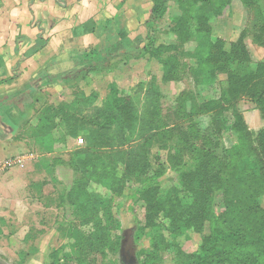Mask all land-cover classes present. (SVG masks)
<instances>
[{
  "label": "rangeland",
  "instance_id": "1",
  "mask_svg": "<svg viewBox=\"0 0 264 264\" xmlns=\"http://www.w3.org/2000/svg\"><path fill=\"white\" fill-rule=\"evenodd\" d=\"M150 1L157 3L159 17L142 12L141 22L134 29H122L116 45L108 46L110 51L77 64L73 61L72 72L64 79L38 77L24 112L4 114L6 125L0 126V163L5 165L0 175L2 263L182 264L183 256L196 253L210 234L208 219L198 227L171 225L167 216L175 207L170 203L165 205L171 210L164 207L150 220L141 192L150 188L156 202L168 195L184 197V176L197 161L185 143L189 123L179 119L174 108H199L201 101L217 97L226 88L225 74L219 72L211 84H205L201 75L208 72L205 58L218 41L226 56L223 69L250 73L264 60V0H229L220 14L198 0ZM214 2L220 6L224 0ZM150 83L160 90L161 123L172 131L153 136L142 168L125 173L120 167L121 191L113 192L109 183L93 184L107 209L99 216L104 233L98 237L104 240L93 249L73 248L69 231L73 227L84 231L86 226L81 227L82 216L66 200L80 177L69 161L84 142L81 137H68L59 126L44 137L38 126L40 116L47 107L70 101L79 92L97 95L99 105L113 89L118 96H134L141 110ZM228 101L225 115L204 114L197 121L200 130L209 129L219 157L238 139L229 128L231 111L242 115L254 144L264 129V113L253 98L240 95ZM260 200L264 207V195ZM209 201L212 216L224 209L227 198L214 189ZM154 238L161 241L155 243Z\"/></svg>",
  "mask_w": 264,
  "mask_h": 264
},
{
  "label": "trees",
  "instance_id": "2",
  "mask_svg": "<svg viewBox=\"0 0 264 264\" xmlns=\"http://www.w3.org/2000/svg\"><path fill=\"white\" fill-rule=\"evenodd\" d=\"M198 1L212 8L215 14L222 13L229 2L224 0L217 6L214 0ZM152 2L151 14L157 18L161 11L157 3ZM220 42L210 46L205 58L208 72L201 75L205 84H211L219 72L225 74L226 88L217 97L201 101L199 108L187 110L177 105L174 108L175 115L189 123L185 143L197 161L196 167L184 176L181 191L184 197L168 195L164 201L156 202L150 188L143 189L141 196L146 201L150 220L164 207L171 210V206L175 209L172 216L167 217L173 226L198 227L204 219L209 220L210 234L196 253L183 256L182 264H264V207L260 202L264 195V129L254 144L242 115L231 111L229 128L238 139L224 150L225 156L219 157L209 129L200 130L197 122L204 114L225 115L229 112L228 100H236L240 95L253 98L264 113V60L250 73L223 69L226 56ZM98 53L95 49L79 61ZM159 91L152 83L146 86L141 110L134 96H118L117 89L99 105L97 95L79 92L70 101L47 107L40 116L38 126L44 137L59 126L68 137H81L84 142L69 161L70 166L80 172V177L67 192L66 200L82 216L81 227L89 226V229L85 227L84 232L80 230L83 228L73 227L69 231L73 248L89 246L93 249L104 240L98 237L104 233L99 216L104 211L107 213V209L104 199L92 189L93 184L109 183L113 192L121 191L124 174L119 175L120 167L125 173L142 168L147 164L146 145L153 136L172 131L160 120ZM214 189L224 193L227 203L222 211H214L211 216L209 196ZM154 239L155 243L161 241V238Z\"/></svg>",
  "mask_w": 264,
  "mask_h": 264
},
{
  "label": "crops",
  "instance_id": "3",
  "mask_svg": "<svg viewBox=\"0 0 264 264\" xmlns=\"http://www.w3.org/2000/svg\"><path fill=\"white\" fill-rule=\"evenodd\" d=\"M151 8L150 0H0V126L5 113L24 112L38 77L64 79L73 61L95 49L99 57Z\"/></svg>",
  "mask_w": 264,
  "mask_h": 264
},
{
  "label": "built area",
  "instance_id": "4",
  "mask_svg": "<svg viewBox=\"0 0 264 264\" xmlns=\"http://www.w3.org/2000/svg\"><path fill=\"white\" fill-rule=\"evenodd\" d=\"M5 165L0 163V175L2 174V172L4 171Z\"/></svg>",
  "mask_w": 264,
  "mask_h": 264
}]
</instances>
